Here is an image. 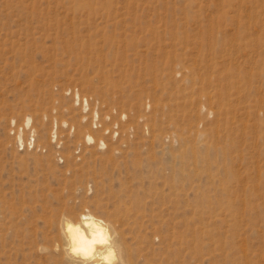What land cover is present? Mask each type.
<instances>
[{
    "label": "rangeland",
    "instance_id": "obj_1",
    "mask_svg": "<svg viewBox=\"0 0 264 264\" xmlns=\"http://www.w3.org/2000/svg\"><path fill=\"white\" fill-rule=\"evenodd\" d=\"M82 213L131 264H264V0H0V264Z\"/></svg>",
    "mask_w": 264,
    "mask_h": 264
},
{
    "label": "bare ground",
    "instance_id": "obj_2",
    "mask_svg": "<svg viewBox=\"0 0 264 264\" xmlns=\"http://www.w3.org/2000/svg\"><path fill=\"white\" fill-rule=\"evenodd\" d=\"M91 142L93 139L88 137ZM60 233L63 240L62 253L67 264H104V257L111 249L115 254V264H131L128 248L123 244L119 235L113 236L108 223L90 213L80 214L76 220L62 217L59 221ZM106 236L107 245L93 243L94 240ZM72 246L87 248L92 247V257L85 259L82 255H73Z\"/></svg>",
    "mask_w": 264,
    "mask_h": 264
},
{
    "label": "clouds",
    "instance_id": "obj_3",
    "mask_svg": "<svg viewBox=\"0 0 264 264\" xmlns=\"http://www.w3.org/2000/svg\"><path fill=\"white\" fill-rule=\"evenodd\" d=\"M93 243L107 245L109 243V239L106 236H104L94 240ZM70 251L73 255H82L85 259H90L92 257L93 249L91 246L87 248L72 246L70 248ZM103 259H104V264H115L116 257L114 252L111 249H109L108 254Z\"/></svg>",
    "mask_w": 264,
    "mask_h": 264
}]
</instances>
